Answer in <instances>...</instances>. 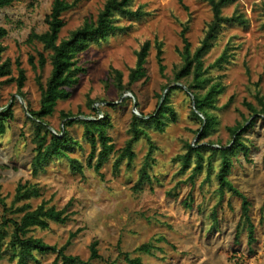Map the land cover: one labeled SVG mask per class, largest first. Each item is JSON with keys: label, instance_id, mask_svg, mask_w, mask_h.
<instances>
[{"label": "rangeland", "instance_id": "1", "mask_svg": "<svg viewBox=\"0 0 264 264\" xmlns=\"http://www.w3.org/2000/svg\"><path fill=\"white\" fill-rule=\"evenodd\" d=\"M52 1L18 0L0 9V26L8 31L2 40L6 46L3 60L11 59L14 76L18 75L17 61L25 69L24 91L32 109L40 107L41 92L36 76L40 73L45 82L51 64L47 62L43 70L39 67L34 70L29 57L33 56L37 62L39 51L47 57L50 52L45 51L40 42L30 43L27 38L32 30L43 32L47 29L45 18L51 11ZM105 1L80 0L77 6L65 12L66 24L59 39L69 37L71 31L87 18L96 19ZM131 7H141L146 14L140 18L114 14L113 22L121 30L77 54L78 63L86 72L81 74L71 96L58 102L47 121L54 131H58L63 126L62 111L77 118L85 115L95 118L89 101L95 100V107L106 101L104 109L112 121L109 133L118 150L129 137L132 113L154 112L167 92V84L182 87L170 94L177 120L170 122L164 132L147 128L154 144L152 155L148 156L150 145L142 136L135 144L136 157L132 165L128 166L125 159L117 173L113 170L117 152L110 156L101 173L87 166L90 145L83 137V125L74 123L69 130L80 145L68 154L84 165L83 173L73 172L67 158H56L34 175L31 159L35 125L27 117V104L18 95L17 84L4 83L0 86V107L17 100L13 107L14 117L9 120L7 131L0 135V195L6 206L11 207L19 182H27L36 184L40 195L16 206L30 202L35 208L47 201L48 205L61 209L70 202L72 215L68 222L50 221L48 228L36 227L29 234L60 247L71 232L80 229L68 253L88 260L90 244L97 239L101 257L90 264H130L125 260V253L140 257L143 264H264V114H260L261 118L244 136L250 147L249 156L239 152L233 159L229 175L232 183L252 201L251 220L257 237L255 253L250 254L248 249V227L241 221V199L228 187L224 195L219 191L216 175L220 156L212 158V168H209L211 152L204 151L203 170L193 179L195 156L186 165L181 159L187 153V144L197 143L202 124L192 113L194 99L187 85L174 81L183 64L181 52L185 43L181 33L187 24L186 36L194 52L201 45L208 22L213 18L211 5L207 0H133ZM236 12L244 14L248 25L224 26L214 46L203 57L204 76L208 81L200 91L205 93L215 82H221L224 87L211 109L218 122L201 142L210 141L215 146L228 145L232 139L230 129L253 118L247 103L261 108L260 99L264 100V0H237L223 8L227 16ZM145 41H150L151 45L146 64L148 80L137 82L135 96L131 92H121L115 85L111 68L121 70L126 83L130 69L136 65V53ZM157 43L163 45L164 71L160 70L157 60ZM225 52L230 55L229 62L217 66L216 61ZM192 78L193 74H190L184 80L191 81ZM3 79L6 78H0ZM127 95L130 99L125 105H119ZM103 116L99 111V118ZM147 161L150 162L151 181L136 191L133 186L140 168ZM215 208L217 218L213 215ZM2 215L19 218L21 214L8 211L0 204ZM12 229L10 226V232ZM237 229L238 242L235 240ZM145 243L150 244V251H138L137 248ZM35 254L39 263L30 260L28 264H51L56 256V253ZM10 256L11 252L3 246L0 264H16Z\"/></svg>", "mask_w": 264, "mask_h": 264}, {"label": "trees", "instance_id": "2", "mask_svg": "<svg viewBox=\"0 0 264 264\" xmlns=\"http://www.w3.org/2000/svg\"><path fill=\"white\" fill-rule=\"evenodd\" d=\"M15 1L18 0H0V9L10 6ZM207 1L211 5L213 18L208 22L201 45L194 52L191 51V43L186 36L189 29L187 24L184 25L181 33L185 43L184 49L181 52L183 64L177 70L174 81L185 82L188 91L194 97L195 103L192 113L202 123L198 130L197 143H188L187 153L182 155L181 159L186 165L189 163L191 157L195 156V166L191 175V179H193L197 173L203 170L205 161L204 151L211 152L208 157L209 168H212V158L216 155L220 156L221 164L216 175L219 181V191L224 195L225 188L228 187L233 195L241 199V221L247 224V244L250 254H253L255 253L257 237L255 224L251 220L252 201L232 183L229 175L234 165L233 159L237 157L238 153L242 152L246 157L250 154V147L245 142L244 136L254 126V122L261 118L260 114H264V100L260 99L261 108L247 103L251 109L253 118L251 120L247 119L244 123L230 129L232 139L228 145L215 146V143L210 141L209 143H201L218 122L217 116L211 109L215 107L218 95L224 91L221 82L211 84L205 93L200 91L208 81V78L204 76L203 57L214 46L224 26L231 24L248 25V19L242 13L236 12L232 16H227L223 13L225 6L235 3L237 0ZM79 2L80 0H53L51 11L45 18L47 29L43 32L32 30L27 38V41L30 43L34 41L40 42L43 45V49L50 52L49 57H47L42 51H39L37 62L33 56L29 57V61L36 71L38 67L43 70L47 62L51 64L50 75L45 82L40 73L36 76V81L41 92L40 107L38 109H32L27 102L24 91L26 71L20 62L17 61L18 75L14 76L12 75L11 59L7 58L3 60L6 46L2 40L8 31L5 27L0 26V78H6L0 80V86L4 83L15 82L17 84L18 95L26 101L28 108L27 117L35 125L34 137L32 139L35 147L34 155L31 159L34 175H37L47 164L56 158H67L73 172L83 173L84 165L79 159L71 157L68 154L77 145H80V142L71 135L69 130V127L74 123H81L83 125V137L90 145V151L86 158L87 166L93 168L97 173H101L102 167L109 161L110 156L117 152L113 163V170L117 173L125 159L128 160V166L132 165L136 157L135 144L142 136L147 138L150 145L148 156L152 155L154 144L148 134L147 128L152 127L160 132H164L170 122L177 120V113L170 103V94L174 89L182 87L178 84L172 87L170 86L171 84H167L165 86L167 92L163 97V101L159 102L158 108L154 112L144 114L140 111V115L135 112L132 113L128 131L129 137L118 150L115 149L113 137L109 133L112 121L110 114L104 109L106 101H101L104 104L102 106L99 105V107L94 106L95 100L89 101L95 118H89L88 115H85L86 117L84 118H77L76 115L62 111L63 126L58 131H54L50 127L47 117L53 115L60 100H66L71 96L72 89L79 83L81 74L86 72V69L79 65L76 57L77 54L87 50L91 44L105 41L110 35L115 34L117 30H121V27L115 25L113 22L114 14L119 13L137 18L146 14L141 7L137 9L131 7L133 0H106L96 19L87 18L81 26L71 31L69 37L60 40V32L66 24L63 17L64 13L73 9ZM150 46V41H145L141 49L137 51L136 65L130 69L126 83L123 82V72L114 67L111 68L115 85L119 91L131 92L135 96L137 82L143 79L144 82L148 80L146 64ZM229 56L228 52H225L218 58L216 65L223 66V63L229 62ZM157 60L160 70L164 71L162 43H157ZM190 74H193L192 80H184ZM130 97L128 95L125 96L119 105H125ZM16 100L17 98L8 106L0 107V135L7 131L8 122L14 117L13 107ZM137 109H139V103H137ZM99 111L104 115L101 118H99ZM149 166L150 162L147 161L146 165L140 168L138 179L133 186L136 191H140L146 182L151 181L148 170ZM39 195V187L36 184L27 182H19L11 207L6 206L5 199L0 195V204L5 209L21 214L19 218H11L5 215L0 216V256L3 246L6 245V248L11 252L10 259L16 260V264H28L30 260H35L39 263L35 252L42 254L56 253L55 259L51 264H90L92 260L100 258L99 241L97 239H94L90 244L91 255L88 260L68 253V248L72 244L73 238L79 234L80 229L71 232L66 243L60 247L50 245L42 238L29 234L36 227L48 228L50 221L64 224L71 219L72 213L69 211L71 207L70 202L61 209L56 208L54 205H48L47 201H42L35 208L32 207L30 202L16 206L17 203L30 200ZM213 215L217 218L216 208ZM10 226H13L11 232L9 230ZM8 238L9 240H7ZM235 240L239 241L238 229ZM150 249L151 246L147 243L137 248L138 251L146 252H149ZM125 260L130 264H143L140 257H131L129 253H125Z\"/></svg>", "mask_w": 264, "mask_h": 264}, {"label": "water", "instance_id": "3", "mask_svg": "<svg viewBox=\"0 0 264 264\" xmlns=\"http://www.w3.org/2000/svg\"><path fill=\"white\" fill-rule=\"evenodd\" d=\"M193 99H194V97H193ZM163 101V98L161 99V102ZM195 103V102H194ZM135 107H136V104H135ZM140 115V114H139ZM78 118H83V117H78Z\"/></svg>", "mask_w": 264, "mask_h": 264}]
</instances>
